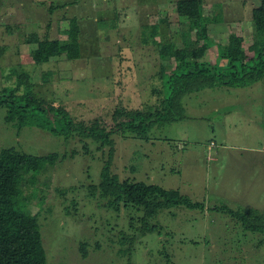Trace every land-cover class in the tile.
Masks as SVG:
<instances>
[{
	"label": "rangeland",
	"instance_id": "obj_1",
	"mask_svg": "<svg viewBox=\"0 0 264 264\" xmlns=\"http://www.w3.org/2000/svg\"><path fill=\"white\" fill-rule=\"evenodd\" d=\"M179 1L0 0V91L29 73L39 97L63 102L77 120L100 115L112 125L118 107H141L152 119L164 98L162 74L176 67L172 56H160L159 40L204 41L189 15L179 14ZM201 1L210 19L222 21L208 22L209 35L225 42L238 33L251 54L259 0ZM72 17L81 48L75 59L60 48L71 41ZM39 40H51L50 58L40 64L32 56ZM217 53L212 46L199 58L214 62ZM184 97V119L155 124L148 137L113 135L111 173L118 180L159 183L203 204L164 210L154 218L157 230L145 236L140 211L123 201L111 205L101 194L109 146L35 125L16 127L0 105V148L56 154L30 199L48 264H264V231L243 229L226 211L256 207L264 215V78ZM124 233L135 236L131 253L122 250Z\"/></svg>",
	"mask_w": 264,
	"mask_h": 264
},
{
	"label": "trees",
	"instance_id": "obj_2",
	"mask_svg": "<svg viewBox=\"0 0 264 264\" xmlns=\"http://www.w3.org/2000/svg\"><path fill=\"white\" fill-rule=\"evenodd\" d=\"M178 12L182 16L189 15L191 26L196 27L204 41L192 46L187 36L184 44L178 46L172 39L169 42L159 40L160 56H172L176 67L169 74H162V107L150 120H147L141 107H118L112 114V125L107 124L100 115L77 120L63 102L39 97L32 89L29 73L19 75L16 87H5L0 91V105L7 108V120L16 127L35 125L49 133L82 140L90 138L110 147V156L102 165L101 194L109 199L111 205L123 201L140 211L138 229L141 236L157 230L154 218L164 210L172 207L193 208L203 204L159 183L130 178L118 180L111 173L115 143L113 135L121 132L148 137L155 124L163 125L185 118V94L205 87L216 88L220 84L247 87L264 78V0H259L252 10L255 32L249 48L251 54L244 48L243 37L238 33L231 32L225 42L209 35L208 22L220 19H210L204 13L201 0H180ZM78 22L76 17L70 19L68 32L71 41L60 46L73 59L81 55ZM50 43L51 40H39L32 51L35 62L40 64L49 60ZM212 46L217 47L215 61L200 59V55ZM222 58L227 59V64L219 63ZM55 155L54 152L40 154L14 147L0 148V264H48L40 216L38 212L31 211L30 199L31 195H36L39 174L54 164ZM28 186L35 193H24ZM226 211L239 219L243 229L264 231V215L259 214L256 207L249 208L247 212L232 207ZM134 237L129 233L123 234L122 243L128 242L122 248L123 252L131 253L136 242Z\"/></svg>",
	"mask_w": 264,
	"mask_h": 264
},
{
	"label": "crops",
	"instance_id": "obj_3",
	"mask_svg": "<svg viewBox=\"0 0 264 264\" xmlns=\"http://www.w3.org/2000/svg\"><path fill=\"white\" fill-rule=\"evenodd\" d=\"M218 22H222V21H218Z\"/></svg>",
	"mask_w": 264,
	"mask_h": 264
}]
</instances>
